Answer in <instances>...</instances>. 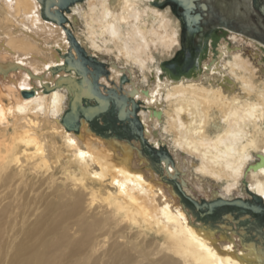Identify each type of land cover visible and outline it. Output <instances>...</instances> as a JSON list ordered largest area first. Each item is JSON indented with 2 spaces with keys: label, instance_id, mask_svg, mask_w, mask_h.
<instances>
[{
  "label": "bare ground",
  "instance_id": "obj_1",
  "mask_svg": "<svg viewBox=\"0 0 264 264\" xmlns=\"http://www.w3.org/2000/svg\"><path fill=\"white\" fill-rule=\"evenodd\" d=\"M224 1L198 0L188 25L163 0H80L61 26L42 19L39 0H0L3 263L264 264V208L200 216L172 183L199 205L255 195L264 206V164L253 169L264 158V43L240 29L245 20L256 31L259 12L253 0ZM224 23L231 30L197 41L204 24ZM181 49L196 63L181 78L164 75ZM68 53L94 67L87 76L98 72L100 93L126 97L130 111L139 104L144 142L130 127V136L103 128L102 115L65 127V80L76 77L63 70Z\"/></svg>",
  "mask_w": 264,
  "mask_h": 264
},
{
  "label": "water",
  "instance_id": "obj_2",
  "mask_svg": "<svg viewBox=\"0 0 264 264\" xmlns=\"http://www.w3.org/2000/svg\"><path fill=\"white\" fill-rule=\"evenodd\" d=\"M76 1L80 0H39L41 7H40V15L42 19L47 20V21H53L61 26H64V23L66 21V18L64 16V11L68 8L70 4H73ZM164 3L169 4L170 3V8L172 10H181L182 13L180 14L179 19L181 22H185L186 24H190L192 21L197 22L199 19V14L198 12L195 11V2L198 0H163ZM257 1H262V0H253V7L257 8L259 3ZM264 1V0H263ZM54 6L56 8L54 9ZM203 7V5H201ZM262 14H259V18L257 19L258 27L256 28V31H254L252 28H248L245 25H242V23L246 22L245 20L241 21V31L245 34H251L253 31L254 33L252 34L256 39H260L264 43V35L261 36L259 32H262L264 34V5L261 8ZM242 16L241 14H239ZM207 19V16H206ZM225 19H228L226 17ZM251 23V21L249 22ZM229 24L224 23V27L226 28H232V26H228ZM223 26V25H220ZM208 25L204 24L199 30L201 32V36L203 34V29H206ZM67 36L69 37V43L70 47L76 49V52H81L83 53V50L79 47V45L75 42V38L73 37L72 33L69 31V29H65ZM190 57V61H188L187 56L183 58V62L177 61L178 59H172L171 61H165L161 64V67L163 69V74L168 75L170 77H182V74L186 73L187 69L192 68L194 61H193V56H188ZM89 61H95L92 59H89ZM97 63V62H95ZM88 64H81L79 63L76 59L72 57L70 53H68L65 56L64 60V65H63V70L65 71H71L73 70L76 77H67L65 83V87L67 91L72 92L73 96L71 98L70 104H69V110L64 113V115L61 118V122L65 125V127L68 128H73L77 129L78 128V119L79 117H83L86 121L91 123L93 126L97 125L95 123V119L98 115L101 116V120L104 123L103 128L109 127L113 131L119 132L122 135L126 134L127 136H130L127 134L128 132V127L131 128V133L137 136V138H140L142 142H144V139L141 134L140 130V124L136 120V111L139 108V104L131 101V107L132 110H128L127 108V98L121 97L119 101L117 100H111L110 98V93L111 95L116 98L115 93L113 91L107 92L108 95H103L102 93L99 92L97 89V85L95 83V79L98 75V72L96 71L94 73V80H90L87 76L89 68H87ZM102 67V66H101ZM92 71L94 67H92ZM58 82H61L59 80ZM134 91L131 92L133 94ZM27 92H24V96H28ZM93 100V104H89V102ZM110 101L113 102L111 107L109 106ZM73 109H78L79 111L77 112H71ZM129 115H131L133 118L129 123L126 124L127 119H129ZM120 124V125H118ZM132 126V127H131ZM136 126L137 129L134 127ZM127 128V129H126ZM129 138V137H128ZM156 155H158L159 160L162 159L163 161L167 164L168 161L170 160V157L168 154L163 153L160 154L158 151H154ZM162 153V152H161ZM164 155V156H163ZM153 160L155 156L152 157ZM155 163L158 165L159 162L155 159ZM264 164V158L260 157L259 161L253 165V169H257L258 166ZM174 186L177 188V190L180 192L182 197L188 201L189 204L192 205L196 209L197 212H199L200 216L203 215L205 211L204 208L206 209L205 215H210L211 212L217 208L220 207H239L243 210V212H249L252 215L255 213H260L264 206L263 203L261 202V198L255 195H252V202L250 203L249 201L245 200L243 201L242 199H234L231 201H226L222 199H217L215 201H212L210 203H202V204H197L196 202L192 201L190 198L185 196L181 189L180 186L176 181L173 180L172 182ZM253 222H256L254 220Z\"/></svg>",
  "mask_w": 264,
  "mask_h": 264
},
{
  "label": "flooded vegetation",
  "instance_id": "obj_3",
  "mask_svg": "<svg viewBox=\"0 0 264 264\" xmlns=\"http://www.w3.org/2000/svg\"><path fill=\"white\" fill-rule=\"evenodd\" d=\"M216 2H222V1H216ZM223 2H225V1H223ZM227 2V1H226ZM209 4H210V1L208 2ZM235 3H236V1H235ZM257 3H259L258 4V6H256L257 8V10H258V12H259V14L261 15L262 14V10H261V8H262V6L264 5V4H262V3H264L263 1H257ZM178 11V10H177ZM180 13H181V10L179 11V12H177V15H178V17H179V15H180ZM222 14H224V13H222ZM224 16V18H226L227 16H225V15H223ZM203 17V16H202ZM209 17L210 16H207V19H209ZM184 25H186V24H184ZM209 26L208 27H206V30L205 29H203V31H204V33H205V39H206V41L208 42V41H212V38L214 39L215 37H217L218 36V34H216V36L215 35H213L216 31H217V29H218V31L217 32H220V30H228V29H230V28H226V27H224V26H220V25H212V24H208ZM187 26V25H186ZM210 29H212V30H215V32H213L211 35L212 36H209V34H210ZM231 30V29H230ZM199 33V35L201 34V32H198ZM245 34V33H244ZM197 36V41H199L201 38H202V36L200 35V36ZM246 35H248V34H246ZM249 36V35H248ZM210 37V38H209ZM199 38V39H198ZM256 39V38H255ZM218 41L220 40L219 39V37H218V39H217ZM204 44L206 45L207 43L206 42H204ZM205 45H203L202 46V50H200V52H199V54H200V56H201V58L207 53V45L205 46ZM182 48V47H181ZM188 53H192L189 49H187L186 51H183V49H181L180 51H178V53L175 55V57L174 58H172V59H175V58H177L178 60L177 61H179V59H180V61H182L183 62V58H184V56H185V54H188ZM196 53H198V52H196ZM192 54H194V53H192ZM193 58H194V56H193ZM196 57H195V60H194V64L196 63ZM191 70V69H190ZM190 70H189V72H190ZM129 129V128H128ZM155 159H158L157 161H159V157L157 156H155Z\"/></svg>",
  "mask_w": 264,
  "mask_h": 264
},
{
  "label": "rangeland",
  "instance_id": "obj_4",
  "mask_svg": "<svg viewBox=\"0 0 264 264\" xmlns=\"http://www.w3.org/2000/svg\"><path fill=\"white\" fill-rule=\"evenodd\" d=\"M224 1V0H223ZM246 36H248V35H246ZM248 38H251V39H254V38H252V37H250V36H248ZM256 40V39H255ZM220 41V40H219ZM257 41V40H256ZM84 49V48H83ZM104 61V60H103ZM171 61V60H170ZM87 68H89L90 70H92V68H91V66L90 65H87ZM150 162H152L151 160H149ZM159 162V164L161 163V160H159L158 161ZM194 186H197V183L195 182V184H193ZM190 188V187H189ZM191 189V188H190ZM210 192V191H209ZM193 193H194V195H195V197L196 198H205V196H204V191H200V190H198V191H193ZM0 264H5V263H3V261L0 259Z\"/></svg>",
  "mask_w": 264,
  "mask_h": 264
}]
</instances>
